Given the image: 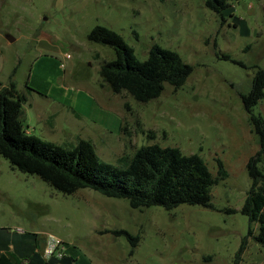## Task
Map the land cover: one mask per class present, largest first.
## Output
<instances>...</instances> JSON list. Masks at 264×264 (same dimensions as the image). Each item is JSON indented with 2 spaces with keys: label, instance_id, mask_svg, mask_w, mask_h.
Returning <instances> with one entry per match:
<instances>
[{
  "label": "rangeland",
  "instance_id": "374dc122",
  "mask_svg": "<svg viewBox=\"0 0 264 264\" xmlns=\"http://www.w3.org/2000/svg\"><path fill=\"white\" fill-rule=\"evenodd\" d=\"M232 6L223 20L204 0H0V89L14 82L26 97L28 133L57 144L90 140L116 165L158 143L200 154L214 175L221 160L228 172L212 189L213 208L135 209L89 188L64 194L0 153V232L52 233L74 264H264L242 213L247 164L260 148L242 96L264 68V0ZM97 25L121 34L141 60L158 44L194 70L148 102L115 93L100 73L115 50L89 39ZM253 113L264 119V100ZM118 230L138 236L136 246Z\"/></svg>",
  "mask_w": 264,
  "mask_h": 264
},
{
  "label": "trees",
  "instance_id": "16d2710c",
  "mask_svg": "<svg viewBox=\"0 0 264 264\" xmlns=\"http://www.w3.org/2000/svg\"><path fill=\"white\" fill-rule=\"evenodd\" d=\"M235 1L238 0H204V3L225 20ZM89 39L115 50V58L101 66L104 82L115 93L127 92L141 102L159 97L165 83L175 89L182 87L194 70L178 52L158 44L151 47L147 59L141 60L121 34L104 25L95 26ZM242 98L260 145L247 164L252 183L242 213L249 220L248 236L264 246V119L253 113V107L264 100V68L257 70L250 93ZM25 101L14 82L0 89V153L22 172L40 176L64 194L89 188L107 197L125 198L135 209L161 205L170 210L181 204L214 207L212 189L228 175L221 160L214 175L200 154H184L178 147L153 143L120 156L119 165L108 163L98 156L90 140L79 138L75 144H57L28 133L24 125ZM114 233L126 235L136 246L138 236L126 230ZM246 242L247 239L243 247ZM71 262L67 256L39 257L37 264ZM0 264L14 263L0 254Z\"/></svg>",
  "mask_w": 264,
  "mask_h": 264
},
{
  "label": "crops",
  "instance_id": "0c3cea01",
  "mask_svg": "<svg viewBox=\"0 0 264 264\" xmlns=\"http://www.w3.org/2000/svg\"><path fill=\"white\" fill-rule=\"evenodd\" d=\"M5 230L6 232H0V254H4L14 264H37L39 257L47 259L44 256L46 236L41 239L38 232L35 231L26 236L17 231L16 234L13 233L11 228H5ZM37 253L40 254L39 257L36 255ZM65 256H67L66 253ZM67 257L71 258L72 264L75 263L73 257Z\"/></svg>",
  "mask_w": 264,
  "mask_h": 264
},
{
  "label": "built area",
  "instance_id": "2783aa9c",
  "mask_svg": "<svg viewBox=\"0 0 264 264\" xmlns=\"http://www.w3.org/2000/svg\"><path fill=\"white\" fill-rule=\"evenodd\" d=\"M16 231L20 233H24V230L21 228H17ZM44 256L47 259H50L51 257H57L60 259L65 256V246L62 240L52 233L46 235Z\"/></svg>",
  "mask_w": 264,
  "mask_h": 264
},
{
  "label": "water",
  "instance_id": "95a60500",
  "mask_svg": "<svg viewBox=\"0 0 264 264\" xmlns=\"http://www.w3.org/2000/svg\"><path fill=\"white\" fill-rule=\"evenodd\" d=\"M6 38L9 40V41H13L14 38L11 36V35H6Z\"/></svg>",
  "mask_w": 264,
  "mask_h": 264
}]
</instances>
